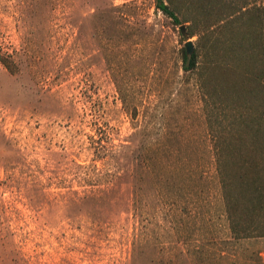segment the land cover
Returning a JSON list of instances; mask_svg holds the SVG:
<instances>
[{
	"label": "rangeland",
	"instance_id": "rangeland-1",
	"mask_svg": "<svg viewBox=\"0 0 264 264\" xmlns=\"http://www.w3.org/2000/svg\"><path fill=\"white\" fill-rule=\"evenodd\" d=\"M186 23L155 0H0V264L256 262L181 68Z\"/></svg>",
	"mask_w": 264,
	"mask_h": 264
},
{
	"label": "trees",
	"instance_id": "trees-1",
	"mask_svg": "<svg viewBox=\"0 0 264 264\" xmlns=\"http://www.w3.org/2000/svg\"><path fill=\"white\" fill-rule=\"evenodd\" d=\"M181 37L197 34L183 71H195L225 215L238 236L264 235V0H155ZM13 70V60L0 52ZM135 114V112H133Z\"/></svg>",
	"mask_w": 264,
	"mask_h": 264
},
{
	"label": "crops",
	"instance_id": "crops-1",
	"mask_svg": "<svg viewBox=\"0 0 264 264\" xmlns=\"http://www.w3.org/2000/svg\"><path fill=\"white\" fill-rule=\"evenodd\" d=\"M255 242L256 244V252L257 254L255 255L256 257V262L254 264H264V235H259L256 237ZM193 250L190 249H183L180 252H183V256H186V258H179L177 260V264H236L238 261H236L235 257H226L223 255L224 250L221 251V255L218 253V255L209 254V252H206L205 254L203 253H197L194 254L192 253ZM186 252V253H185ZM181 255V253H180ZM198 255H202L204 257L202 258H197ZM246 258H244L245 260Z\"/></svg>",
	"mask_w": 264,
	"mask_h": 264
},
{
	"label": "water",
	"instance_id": "water-1",
	"mask_svg": "<svg viewBox=\"0 0 264 264\" xmlns=\"http://www.w3.org/2000/svg\"><path fill=\"white\" fill-rule=\"evenodd\" d=\"M179 28H180V30L182 32H184V30H185L184 24H180ZM184 47H185V50H186L187 54H191L193 52V50H194L193 41L190 38L186 39L184 41Z\"/></svg>",
	"mask_w": 264,
	"mask_h": 264
}]
</instances>
